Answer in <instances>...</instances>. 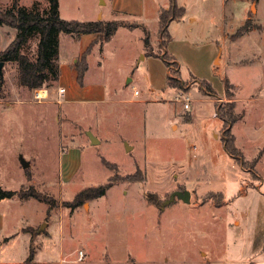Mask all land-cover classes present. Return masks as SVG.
<instances>
[{
  "label": "rangeland",
  "instance_id": "374dc122",
  "mask_svg": "<svg viewBox=\"0 0 264 264\" xmlns=\"http://www.w3.org/2000/svg\"><path fill=\"white\" fill-rule=\"evenodd\" d=\"M103 1L57 0L58 14L92 19L97 8L106 11ZM168 2L144 0L143 14L116 17L148 30V50L142 27H123L89 54L83 81L105 86L104 103L57 105L56 81L38 88L50 96L36 102L35 89L18 83L17 64L0 59L2 188L33 186L61 202L116 179L102 197L72 211L58 205L49 217L46 203L31 198L22 211L3 206L0 240L30 230L31 239L0 245V264H24L30 244L35 264H264V0H176L184 14L169 23L164 48L158 7ZM19 4L42 11L48 1ZM15 34L0 25V52ZM67 35L58 56L69 60L77 46ZM36 48L33 36L21 52L33 60ZM164 53L175 64L167 66ZM230 101L242 165L225 151L216 115V105L227 110ZM175 190L189 191V202L165 204Z\"/></svg>",
  "mask_w": 264,
  "mask_h": 264
},
{
  "label": "trees",
  "instance_id": "16d2710c",
  "mask_svg": "<svg viewBox=\"0 0 264 264\" xmlns=\"http://www.w3.org/2000/svg\"><path fill=\"white\" fill-rule=\"evenodd\" d=\"M46 8L39 11L35 5L30 8L19 4V0H12L8 8L0 7V25H5L16 30L14 38L10 41L7 47L0 52V59L12 61L17 64L18 68V83L29 90L41 88L49 85V82L57 81L59 68L58 47L59 34L66 33L74 37H79L82 34L98 33V40L100 42L108 41L115 33L119 26L123 27H142L144 31L143 44L148 50L150 48L149 32L141 24H127L117 19L112 20H76L63 19L58 14L57 0H47ZM184 14V8L178 6L176 0H169L168 6L161 7L158 14V34L159 39L163 41V47L166 48L171 39L168 31L169 23L173 20H179ZM37 36L36 56L32 60L26 54L21 52V48L25 43ZM85 53L82 54L81 60L76 63L77 78L81 80L83 73L87 70V61ZM150 54H152L150 52ZM162 58L166 65L175 61H169L166 53L162 54ZM169 59V60H168ZM177 68V66L175 65ZM169 86L175 87L173 79L168 81ZM208 85V84H207ZM228 83L224 81V91H227ZM208 87H211L208 85ZM227 110L221 109L216 105V115L222 120L223 138L222 143L225 151L233 156L237 163L244 164L242 154L234 145V136L230 133L231 127L237 121L238 116L233 112V101L229 102ZM256 163V158L253 160ZM104 163H106L104 161ZM109 166L108 164H106ZM27 178L30 180V175L27 173ZM131 181L129 177L126 178ZM116 179L110 178L107 182L97 185L95 187H86L75 193L73 198L69 201H56L52 196L44 194L34 189L33 186L26 190L11 191L4 190L0 187V199L10 198L17 194L20 198H31L40 202L46 203V214L48 215L52 208L58 205L69 208L71 211L83 205L86 201L94 200L102 197L107 189H109ZM31 231V230H30ZM29 231V232H30ZM31 233V232H30ZM34 256V251L30 244V249L24 264H30Z\"/></svg>",
  "mask_w": 264,
  "mask_h": 264
},
{
  "label": "crops",
  "instance_id": "0c3cea01",
  "mask_svg": "<svg viewBox=\"0 0 264 264\" xmlns=\"http://www.w3.org/2000/svg\"><path fill=\"white\" fill-rule=\"evenodd\" d=\"M157 4L160 5L159 2ZM103 5L106 6V11H104V9L102 8H97L95 10L94 17L92 19H87V20H96V19L112 20V19H116V17L120 14L133 17V16L141 15L144 12V0H104ZM160 7L161 6H159L158 9H160ZM188 19H190V16H188ZM180 20H182V18H180L179 21ZM119 28H123V26H119L118 29ZM118 29L115 31V33L112 35V37L108 41H104L102 43L98 40V35H99L98 33L82 34L79 37H74L70 34L67 35L70 43L76 44L77 51L75 52V54L73 53L71 55V58L69 60L61 59V57L58 58L59 59L58 61L59 74H58V79L56 81V86L54 90L55 92L53 91L54 92L53 93L54 99L52 100L53 102H55L57 105L77 103V102H94V103L106 102L108 97H107V91H106L105 86L102 83L100 84L84 83L83 78H84V74L86 71L83 73V76L81 80L79 81V79L77 78L76 63L79 60H81L82 54L90 49V51H88L86 55L87 69H88V62H89L88 56L91 53V51L93 50L98 51L99 48L100 49L102 48L104 50L106 45L115 39V35ZM60 35H59V40H60ZM59 89H62V91H59ZM46 92H47V98H48L50 96V92L47 89H46ZM61 153L63 155V151ZM0 187L2 188L1 185ZM11 191H16V190H11ZM221 194L223 193L221 192ZM223 199H224V196H223ZM30 200L31 199H28V198L27 199L20 198L17 194H14L10 198H1L0 199V220L3 218V213L1 211V208L3 206L7 207L10 203L12 205L15 204L16 206L19 205V208L22 211V209L24 208V203ZM54 208L51 209L48 217L50 216L51 212L55 210ZM8 210H11V209H9L8 207ZM46 224H47V229H49L50 222ZM21 226L19 228H21ZM26 226H32V225L29 224ZM59 231L61 230L59 229ZM27 233H30V232L29 231L28 232L17 231L9 236L3 235L0 240V245H6L9 242L16 239L18 236L24 237L25 239H28L30 242L31 235ZM47 234L50 235L48 230H47ZM33 251H34V256L31 261V264H35L34 258L37 252L34 249ZM27 255H25L24 260L27 257ZM2 263L9 264L11 262H2Z\"/></svg>",
  "mask_w": 264,
  "mask_h": 264
},
{
  "label": "water",
  "instance_id": "95a60500",
  "mask_svg": "<svg viewBox=\"0 0 264 264\" xmlns=\"http://www.w3.org/2000/svg\"><path fill=\"white\" fill-rule=\"evenodd\" d=\"M2 64H3V61H0V75L2 73L1 72ZM89 136H90V140L92 144L97 143V140L91 134ZM20 160H21V166L23 168H26L27 166H29L28 161H25L22 158ZM189 196H190V193L187 190H175L170 194L169 198L165 201V204H168L171 201H173L175 197L180 198L184 202H189ZM44 226H45V223H42L41 226L39 227V230H41Z\"/></svg>",
  "mask_w": 264,
  "mask_h": 264
},
{
  "label": "built area",
  "instance_id": "2783aa9c",
  "mask_svg": "<svg viewBox=\"0 0 264 264\" xmlns=\"http://www.w3.org/2000/svg\"><path fill=\"white\" fill-rule=\"evenodd\" d=\"M59 91H62V89H59ZM134 94H137L138 91L134 89ZM33 96L36 102H41L42 100H45L47 98V92L46 89H35L33 91ZM183 107L188 108L189 107V100L187 97L183 98Z\"/></svg>",
  "mask_w": 264,
  "mask_h": 264
}]
</instances>
